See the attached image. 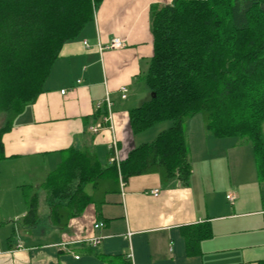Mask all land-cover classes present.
Segmentation results:
<instances>
[{"label": "crops", "instance_id": "1", "mask_svg": "<svg viewBox=\"0 0 264 264\" xmlns=\"http://www.w3.org/2000/svg\"><path fill=\"white\" fill-rule=\"evenodd\" d=\"M172 1L104 0L94 21L62 46L43 92L3 135L0 264H259L264 260V202L257 169V183L253 179L252 147L236 139L228 147L231 163L242 174L233 179L224 199L214 185L220 178L217 165L222 168L218 157L222 141L206 128L205 133L190 137L188 119L184 132L189 161L192 164L197 155L207 167L199 184L192 165L187 185L150 173L131 176L122 189L118 169L109 190L86 203L66 228L53 223L44 190L38 191L37 225L23 223L27 203L22 186L39 187L70 148L89 149L105 165L112 163L114 141L123 160L133 148L166 129L135 134L129 111L151 95L145 79L154 54L151 7ZM114 38L122 39L124 47L100 49ZM122 87L128 90L126 98ZM96 126L100 128L94 132ZM85 189L93 195L95 186L88 184ZM154 189L159 195L153 194ZM228 193L235 194L233 203ZM98 223L103 225L96 227ZM204 224L211 235L199 240ZM93 238L99 239L97 245L91 243Z\"/></svg>", "mask_w": 264, "mask_h": 264}, {"label": "trees", "instance_id": "2", "mask_svg": "<svg viewBox=\"0 0 264 264\" xmlns=\"http://www.w3.org/2000/svg\"><path fill=\"white\" fill-rule=\"evenodd\" d=\"M104 0H0V113L3 135L43 92L62 46L94 21ZM154 54L145 75L150 98L129 111L133 133L171 124L121 160L102 165L89 149L70 148L34 191L23 187V223L36 226L39 190L47 194L53 223L66 228L86 203L124 180L157 173L187 185L193 167L184 123L203 114L217 138L250 142L264 202V0H173L151 7ZM93 184V195L86 186ZM29 192V193H28ZM199 240L209 237L203 225ZM51 264H61L59 262ZM259 264H264V260Z\"/></svg>", "mask_w": 264, "mask_h": 264}, {"label": "rangeland", "instance_id": "3", "mask_svg": "<svg viewBox=\"0 0 264 264\" xmlns=\"http://www.w3.org/2000/svg\"><path fill=\"white\" fill-rule=\"evenodd\" d=\"M203 114L198 113L192 117H190L187 120V123L185 124V127H187V133L190 137H196L198 135V133L200 134V132L205 133L204 132V119H203ZM7 119V116L5 113H0V129L2 128V126L5 124ZM171 124L170 121H165V122H161L158 123L156 126H154L152 129H150L149 131L146 132L145 135H148L147 133H151L153 134L154 132L160 130V129H164L167 128V126H169ZM207 131V130H206ZM211 135V134H210ZM153 136V135H151ZM213 136V135H212ZM218 141H222V151L219 154V158H221V166L222 168L219 167V165H217L218 169L220 172H218L220 175H218L220 178L218 181H216L214 183V185L216 186L217 191H221L222 192V197L225 199V194L228 191L229 186H231V182L233 183V179H237V176H241L242 171L240 169H237L235 166H233V164L231 163L232 159L230 156V149H228V147L232 144L233 141H235V138H220L218 139ZM241 145H245V147H251V143L250 142H244ZM199 157L197 155H194V160L192 162V165L195 169V175H194V179L195 181L198 183L197 180L201 179L204 177L203 173V169H205V171L207 170L206 166H202V164L200 163V161L198 160ZM231 163V165L229 164ZM211 166L214 167V161L211 162ZM1 165V164H0ZM210 166V169H211ZM212 167V169H213ZM256 167V166H255ZM254 167V172H253V179L254 181H256L255 183H257V177H256V168ZM52 172V171H51ZM233 177V178H232ZM213 178V176H212ZM1 179L3 180V176H1ZM250 179V177H249ZM202 180V179H201ZM7 182V181H6ZM195 184V183H194ZM199 184V183H198ZM249 187H250V182L248 183ZM26 187L28 190L30 191H34V184H26ZM250 189L246 188V192H248ZM29 193V192H28Z\"/></svg>", "mask_w": 264, "mask_h": 264}, {"label": "built area", "instance_id": "4", "mask_svg": "<svg viewBox=\"0 0 264 264\" xmlns=\"http://www.w3.org/2000/svg\"><path fill=\"white\" fill-rule=\"evenodd\" d=\"M84 44L86 46L89 45L87 41H84ZM124 44L125 43H124V41L122 39L114 38L108 46L100 47V49H103V48H122V47H124ZM121 91H122V97L126 98L127 91H128L127 88L126 87H122ZM62 92H64V91H62ZM107 102H108V105H110L109 99L107 100ZM109 118H110V113H109L107 119H109ZM99 128H100V126L93 127V131L97 132L99 130ZM112 149H113V153H112V156L110 157V160H111L112 163H115L117 165V167H119L121 159L119 157V152H118V149H117L116 141L113 142ZM120 185H121V188L123 189L124 186H125V180L124 179L121 180ZM153 194L155 196L159 195V189H154L153 190ZM226 197L231 203H233L235 201V198H236L234 193H228ZM102 225H103V223H98L95 226L99 227V226H102ZM91 243L93 245H97L99 243V239L98 238H93V239H91ZM19 246L21 247V244H19Z\"/></svg>", "mask_w": 264, "mask_h": 264}, {"label": "water", "instance_id": "5", "mask_svg": "<svg viewBox=\"0 0 264 264\" xmlns=\"http://www.w3.org/2000/svg\"><path fill=\"white\" fill-rule=\"evenodd\" d=\"M151 95H152V96H155V94H154V93H152Z\"/></svg>", "mask_w": 264, "mask_h": 264}]
</instances>
